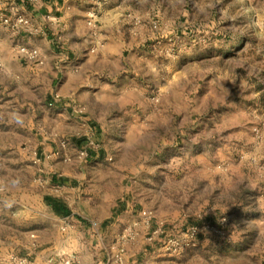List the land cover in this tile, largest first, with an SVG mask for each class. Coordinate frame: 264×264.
Masks as SVG:
<instances>
[{"label": "crops", "instance_id": "0c3cea01", "mask_svg": "<svg viewBox=\"0 0 264 264\" xmlns=\"http://www.w3.org/2000/svg\"><path fill=\"white\" fill-rule=\"evenodd\" d=\"M165 8L156 0H0V15L23 19L16 31L0 21V206L4 216L18 210L26 225L16 219L12 227L0 216V264H12L19 253L30 264L57 255H71L75 264H264V129L257 142L250 128L255 111L237 112L233 123L193 145L196 134L185 135L188 143L178 140L193 112L181 115L174 97L166 105L169 87L157 108L150 106V88L163 82L161 51H150L148 40L170 32L163 30ZM90 12L94 26L87 23ZM19 45L37 48L42 64L22 60ZM175 138L172 148L184 161L177 152L165 154ZM88 140L97 146L80 159ZM205 149L225 164L218 182L205 171L187 179L186 191L180 185L165 191L169 176L210 166ZM25 160L33 178L22 177ZM22 178L31 188L6 186ZM197 182L204 200L193 212L213 223L225 216L222 234L201 232L193 248L176 254L146 243L140 211L153 218L170 211L145 203V192L133 187H147L149 198L167 206L181 199L198 204ZM47 196L69 216L56 215ZM65 221L72 226L59 232ZM127 227L134 236L122 242L116 262L111 255Z\"/></svg>", "mask_w": 264, "mask_h": 264}, {"label": "rangeland", "instance_id": "374dc122", "mask_svg": "<svg viewBox=\"0 0 264 264\" xmlns=\"http://www.w3.org/2000/svg\"><path fill=\"white\" fill-rule=\"evenodd\" d=\"M160 5L165 6L164 12L170 14L169 25L163 27V30H169L166 33L161 32L158 38H149L148 47L152 51L158 47V63L161 60L162 66L159 72L162 76L161 86H152L150 88V106L155 109L161 103V97L165 89L167 95L164 101L171 105L170 99L174 97L175 103L179 104L181 115H189L192 122L186 121L181 127L182 132L178 140L185 139L187 133L196 134L198 138L193 145H200L201 139L207 135L214 136L216 130L223 129L226 125L234 122L237 112L249 110L255 111V123L250 125L252 137L260 141L264 125V117L260 115V109L264 110V0H156ZM164 89H163V88ZM188 106V109H184ZM190 107V108H189ZM193 108V109H192ZM188 117V116H187ZM257 129V132L254 131ZM171 131V130H170ZM183 135V136H182ZM216 138V137H215ZM214 139V138H213ZM175 138L169 147L165 148V154H179L181 161H184L183 154L180 155L179 147L174 146L177 143ZM207 142V141H204ZM217 142V140H213ZM178 145V144H176ZM205 157L210 158V166L205 170L182 169L183 173L177 177L169 176L168 183L165 184V191L180 185L185 191L191 184L187 179H191L195 173H205L218 182V177L225 172V164L220 165V160L213 157L214 151L205 149ZM25 173L22 177L33 174L31 167L25 160ZM27 168V169H26ZM29 171V172H28ZM187 176L181 178L184 173ZM36 179L43 178L36 176ZM26 178H22L19 183L6 185L8 188L15 189L31 188V184ZM190 183V182H189ZM217 188L219 187L216 184ZM3 185H0V192ZM199 187L198 204L189 203V199L178 201L170 200L168 206L161 201L149 198L147 187L138 185L134 191L138 193L145 192L147 196L145 203H158L159 210H166L168 215L153 218L154 221H163L165 225L176 232L192 223H201L205 218L203 211L194 213L198 205L204 200L201 196L204 194L202 182H197ZM217 189H213L212 198L216 199ZM204 196V195H203ZM1 203V202H0ZM139 207V206H138ZM197 207V208H196ZM195 208V209H194ZM0 206V216L2 215ZM20 212L9 209L8 215L1 216L5 224L15 226L18 219V227L26 226L20 224ZM199 215V216H198ZM14 218V219H13ZM164 219H168L167 221ZM1 220V219H0ZM169 221V222H168ZM22 222V221H21ZM69 223V222H68ZM70 224V223H69ZM59 229V228H58ZM59 232H62L59 229ZM66 232V231H65ZM33 238V234H28ZM13 256L12 264H22L21 260L25 259L29 264L30 260L26 255ZM69 255H57L54 259L46 264H60V260ZM71 257V264H75L74 258Z\"/></svg>", "mask_w": 264, "mask_h": 264}, {"label": "built area", "instance_id": "2783aa9c", "mask_svg": "<svg viewBox=\"0 0 264 264\" xmlns=\"http://www.w3.org/2000/svg\"><path fill=\"white\" fill-rule=\"evenodd\" d=\"M99 2H105L106 0H98ZM96 13L90 12L88 14V24L94 26V18ZM22 16L16 15L13 19L0 15V21L3 24L8 25L13 31L19 29V25L22 22ZM139 21H136L138 23ZM18 56L29 63L42 64V55L41 52L34 47H27L24 45H19L16 49ZM264 125V120L262 122ZM254 131L257 132V129L254 128ZM97 146L96 142L93 140L86 141V145L83 149L79 150L77 155L80 159H87L89 157L90 149H95ZM141 217L143 223L146 226L145 241L149 244L158 243L160 249L167 254H176L182 250L193 248L196 245L197 236L201 232H211L213 234L219 235L222 234L221 226L226 222L225 216H220L215 223L211 221L204 220L201 223H192L186 226L183 229L177 230L176 232L169 229L163 221L153 222V214L150 210H141ZM199 216V215H198ZM93 226L96 225L95 222L91 223ZM72 225L68 222H64L59 226L61 231H66ZM134 236V231L131 227L125 228L119 235L118 241L119 245L111 255L112 260L120 262L124 253V246L122 242L132 239ZM71 257H64L60 261V264H71ZM22 264H29L25 259L21 260ZM152 264V263H146Z\"/></svg>", "mask_w": 264, "mask_h": 264}, {"label": "trees", "instance_id": "16d2710c", "mask_svg": "<svg viewBox=\"0 0 264 264\" xmlns=\"http://www.w3.org/2000/svg\"><path fill=\"white\" fill-rule=\"evenodd\" d=\"M89 155H91L90 152H89ZM44 202L53 209L56 215H59L61 217L69 216L70 214L69 210L61 201L53 197L47 196L44 198Z\"/></svg>", "mask_w": 264, "mask_h": 264}]
</instances>
